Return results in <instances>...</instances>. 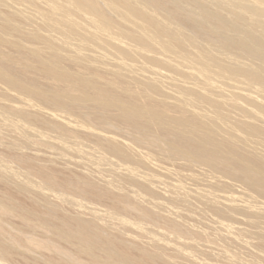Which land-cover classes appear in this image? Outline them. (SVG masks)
I'll return each instance as SVG.
<instances>
[{"label": "bare ground", "instance_id": "bare-ground-1", "mask_svg": "<svg viewBox=\"0 0 264 264\" xmlns=\"http://www.w3.org/2000/svg\"><path fill=\"white\" fill-rule=\"evenodd\" d=\"M0 150V264L263 262L264 0H0Z\"/></svg>", "mask_w": 264, "mask_h": 264}, {"label": "rangeland", "instance_id": "rangeland-1", "mask_svg": "<svg viewBox=\"0 0 264 264\" xmlns=\"http://www.w3.org/2000/svg\"><path fill=\"white\" fill-rule=\"evenodd\" d=\"M2 151H3V150H0V159H2V160H4V161H6L7 163H9L8 165H11L13 168L16 167L15 169H17V170H22V169L24 170V168H22V166L20 167V165H18V164L16 165V163L8 157V154H7L6 152H4V151L2 152ZM1 153H2V154H1ZM3 153H4V154H3ZM5 153H6L7 155H6ZM7 160H10V161H7ZM12 161H13L15 164H14ZM13 164H14V165H13ZM58 166H59V165H58ZM60 167H61V166H60ZM57 179H58V180L62 179V175H61V174H58V175H57ZM2 189H3V190H2ZM4 189H5V190H4ZM0 190H1V191H6V188H3V186L0 184ZM1 191H0V192H1ZM10 192H11V191H10ZM11 194H14V193L12 192ZM73 197H74V196H73ZM254 197H255V198H256V197L258 198V196H256L255 194H254ZM18 198L20 199V202H21V201H24V202L26 203L25 200H22L20 197H18ZM79 199H80V198H79ZM87 199H89V201H93L94 203L97 202V200H96V199H93V198H87ZM260 199H261V198L259 197V201H260ZM256 201H258V200H256ZM84 202H85V201H84ZM100 203H102V201H100ZM104 204H105V203L103 202V205H104ZM202 213H204V214H203V215H200V214H201V211L198 210V216H200V217H197V218H198V222H197V224L199 223V220H200V222H203L204 220H207V219H208V221L204 222V224H203V223H202V224H200V223L198 224V226H199V225H202V226L204 225V226L208 227V226L210 225V223H211V222H209V220L211 221V219H210L209 217H207L206 214H209V213H206V212H202ZM209 216H210V214H209ZM203 217H204V218H203ZM199 218H202L203 220L201 221V219H199ZM206 224H207V225H206ZM202 226H201V227H202ZM199 227H200V226H199ZM211 237L213 238L214 241L216 240L215 237H217V239H218V235L215 234V233H214V234L212 233ZM211 237H209V239H204L203 241H204V242H206V241H210V240L212 239ZM210 238H211V239H210ZM243 239H247V238H243ZM218 240H219V239H218ZM218 240H217V241H218ZM248 240H253V238L251 239V237H250V239L248 238ZM219 242L222 244V242H221L220 240H219ZM216 243H218V242H216ZM218 244H219V243H218ZM219 245H220V244H219ZM251 248H252V247L248 248L247 250H242V249L235 250L234 247H229L227 250H229L230 252H229V251H227V252L231 253L233 256H236V257H238V258H239V256H242V255H243V259H245V260H242V258L239 259L241 262L245 261V262H243V264H246V263H247V264H255V263H257V264H258V263H259V264H262V263H263V264H264V261L262 262V261H260V260L255 259V258L253 259V256H254L255 254H257V253H255V251H257L258 253H260V251H259L258 249H255V248H252V249H251ZM233 249H234L235 251H234ZM236 249H237V248H236ZM232 250H233V251H232ZM249 250H250V251H249ZM238 251H240V252L242 251V252H244V254L241 252V253H242L241 255H237V254H238V253H237ZM251 251H253V253H252ZM234 252H235V254H233ZM240 252H239V254H240ZM247 252H248V253H247ZM249 253H250L251 255H250ZM254 253H255V254H254ZM261 253H262V252H261ZM231 254H229V255H231ZM262 254H264V253H262ZM198 255H199V254H198ZM232 255H231V256H232ZM199 257H200V255L198 256V258H199ZM246 258H247V260H246ZM249 258H250V260H248ZM251 258H252L253 260H255L256 262H254ZM200 259H206V257H204V256L201 255ZM11 260H13V259H10V260L8 261V264H13L12 262H13L14 260H17V258H15L13 261H11ZM18 261H21V260L18 259ZM218 261H219V262H218ZM218 261H216L215 263H216V264H219V263L222 264V261H220V259H219ZM246 261H248V262H246ZM260 262H261V263H260ZM17 263H18V264H23V263H19V262H17V261H16V263H15V261H14V264H17Z\"/></svg>", "mask_w": 264, "mask_h": 264}]
</instances>
